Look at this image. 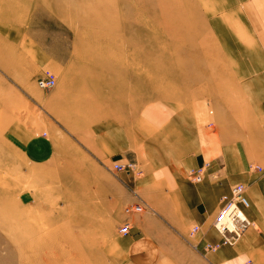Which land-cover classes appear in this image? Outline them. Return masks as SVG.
Masks as SVG:
<instances>
[{"label":"crops","instance_id":"1","mask_svg":"<svg viewBox=\"0 0 264 264\" xmlns=\"http://www.w3.org/2000/svg\"><path fill=\"white\" fill-rule=\"evenodd\" d=\"M157 3L165 5L156 14L158 31L164 27L165 65L174 64L164 73L160 100L145 109L133 100L125 108L118 91L123 77H116L114 115L70 128L90 135L85 147L106 164L140 162L141 173H114L117 206L148 208L130 214L119 208L102 245L84 252L85 264H264V0ZM27 33V21L0 0V125L29 156L46 160L65 92L44 101L36 81L52 60ZM172 48L185 52L172 57ZM200 169L201 181L189 178ZM239 183L249 199L242 210L255 225L236 244H223L214 220ZM87 185L83 181L85 191ZM126 222L131 230L123 235ZM193 225L200 230L191 237ZM208 244L219 247L208 250Z\"/></svg>","mask_w":264,"mask_h":264},{"label":"rangeland","instance_id":"2","mask_svg":"<svg viewBox=\"0 0 264 264\" xmlns=\"http://www.w3.org/2000/svg\"><path fill=\"white\" fill-rule=\"evenodd\" d=\"M5 5L27 21L28 40L52 60L44 77L53 75L55 86L42 90L36 81L44 101L65 95L56 120L59 132L47 137L54 152L46 160L29 156L0 125V264H85L84 252L102 245L118 209L125 213L137 204L117 206L122 203L113 176L116 163L102 162L85 147L88 134L70 128L85 118L113 114L116 77H123L118 91L125 108L133 100L140 109L160 100L164 73L174 67L165 65L164 27L157 29L156 14L165 5L157 0H5ZM184 52L172 48L171 56ZM134 163L130 172L141 173L140 162Z\"/></svg>","mask_w":264,"mask_h":264},{"label":"built area","instance_id":"3","mask_svg":"<svg viewBox=\"0 0 264 264\" xmlns=\"http://www.w3.org/2000/svg\"><path fill=\"white\" fill-rule=\"evenodd\" d=\"M54 80L50 77L49 80L41 79L40 84L43 87H52L54 85ZM133 160H129L127 163L125 162H117L114 167L116 171H129L134 169L135 163ZM201 170V169H200ZM246 185L243 183L236 184L232 187L231 195L223 198V205L219 209V212L214 220V226L223 234L224 241L223 244H236L240 238L243 236L244 232L251 227L253 224L248 218L243 215L240 211L243 206L249 205V199L246 196ZM139 204L132 206V208L136 211L140 210ZM131 208H127V211H130ZM229 224L225 223L227 221ZM192 235H194L199 230V225H193ZM120 232L122 234H128L130 232L129 224H124L120 228ZM219 247V244H208L206 249L214 250ZM250 263V262H249Z\"/></svg>","mask_w":264,"mask_h":264},{"label":"bare ground","instance_id":"4","mask_svg":"<svg viewBox=\"0 0 264 264\" xmlns=\"http://www.w3.org/2000/svg\"><path fill=\"white\" fill-rule=\"evenodd\" d=\"M50 77H52V79L54 80V82H55L54 85H53L52 87H43V86H41V84H40V80H41V79H47V80H49ZM41 79H39V81H38V86H39L41 89H43V90H49V89H52V88L55 86V84H56V80H55V78H54L53 75L45 76V77H42ZM136 168H137V165L135 164L134 169H132V170H130V171H135ZM115 169H116V168L114 167V171H115V172H122V171H125V170H122V171H116ZM191 179H192L193 181H197V182H198V181H201V180L203 179V175H202V173H199V172H196V173L193 172V173L191 174ZM129 208H131L130 211H127V209H126V212L129 213V214H130V213H133V212H138V213H139V212H142V211H143V208H141V207H140V210H139V211L134 210L132 207H129ZM240 211L243 213V215L246 217V219H247V218L249 219V217L245 214V212H244L243 210L240 209ZM249 220H250V219H249ZM250 221H252V220H250ZM252 222H253V221H252ZM225 223H226V224H227V223L229 224L228 219H227V221H225ZM127 224H129V223H127ZM253 225H255L254 222H253V224H252L251 226H253ZM129 227H130V230H131V225H130V224H129ZM199 230H200V228H199ZM199 230H198V231H199ZM198 231H197V232H198ZM197 232H196V233H197ZM196 233H195V234H196ZM195 234H194V235H195ZM194 235H192V231H191L190 236L193 237Z\"/></svg>","mask_w":264,"mask_h":264}]
</instances>
